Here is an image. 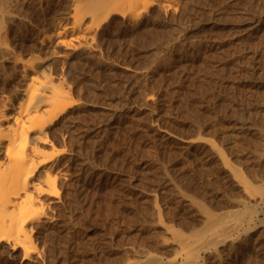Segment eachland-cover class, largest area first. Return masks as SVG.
I'll return each mask as SVG.
<instances>
[{
    "label": "rangeland",
    "instance_id": "374dc122",
    "mask_svg": "<svg viewBox=\"0 0 264 264\" xmlns=\"http://www.w3.org/2000/svg\"><path fill=\"white\" fill-rule=\"evenodd\" d=\"M95 1L0 0V94L24 84L35 46L81 103L58 137L71 143L69 161L35 228L37 254L22 261L0 248V264L181 262L179 238L202 237L209 212L235 217L263 193L264 0H158L70 32L74 11ZM57 32L66 45L56 46ZM256 217L253 232L234 233L201 264H264Z\"/></svg>",
    "mask_w": 264,
    "mask_h": 264
},
{
    "label": "bare ground",
    "instance_id": "6f19581e",
    "mask_svg": "<svg viewBox=\"0 0 264 264\" xmlns=\"http://www.w3.org/2000/svg\"><path fill=\"white\" fill-rule=\"evenodd\" d=\"M157 1L158 0H97L88 5L83 11L82 9L74 11L71 15L73 23L69 26V30L70 32H77L80 28V24L86 17H89L91 23L95 22L101 16L103 21H107L110 16L124 15L127 13L131 14L132 17H135L138 15L139 9L141 10L145 8L146 10L147 7L156 4ZM165 1L169 2L170 0ZM62 35V32H57V34H55L57 38L56 46L66 45V41ZM39 45L43 46L44 40H41ZM40 50L34 46L33 54L30 57V61L27 62L28 64H22L24 65L22 67V73L28 74H24V78H26V80L24 79V84L20 88L15 87V90L13 89L10 92L8 91L9 94H6V90L4 91V89L1 91H4L5 94H0V248H3L4 252H6L4 248H7L12 254L19 252L20 255H18V257L21 256L22 261L30 260L32 255L37 254V248L35 245L36 239H33L35 228L40 226V222L43 218L45 219L47 215V209L52 207V201L57 199L60 195V190L63 186V183H61L62 167L68 158H66V156L69 152L71 143L68 140V142H65L66 139L64 140L63 138H61L60 141V138L58 137L66 135H63L62 133L63 128H66L65 120H68L67 117L72 113L74 108L81 105L79 98L76 99L72 96V90L69 85L70 83H67L65 80L66 78L64 79L63 77L64 75L62 76V74L60 75L59 73V75L53 74L58 71L56 65H50L41 61L44 59V53L43 55L41 54L42 56L40 57ZM16 88L20 90L18 91ZM62 139L64 141H62ZM210 147L212 148V145ZM217 147L218 148H213L215 151L218 149L216 151L218 154L217 156L221 158L220 160H223L222 163L230 166V161L227 158L228 156L225 154L226 152L221 151L222 149L220 150L218 145ZM68 161L69 160L67 159V162ZM232 162L234 163V161ZM92 163H94V161ZM230 167L232 171H234L232 166ZM234 173L235 175L233 174V176H237V179L244 183L246 188L253 183L252 182L250 184L251 181L249 179L250 182L248 184L243 175H237L238 170L234 171ZM256 177H260V175ZM246 178L248 179V177ZM263 185L261 184L262 187H260L264 189ZM260 187H258V189H261ZM263 189L262 191L258 190L261 193L263 192L262 195H260L261 197H258V201H255L252 204L242 202L243 209L242 211L240 209V212L236 210V219H233V221L231 220V216L234 217V214H221L215 209L219 215H212L210 212L206 215L207 218L203 223L204 227L200 230L201 233L203 232L202 237L200 234L201 238L198 237L199 239L195 240L196 237L199 236L197 231V233L195 232L196 237L193 234L189 236V238H195L192 239L194 241H187V236V238H179L178 249L182 253H178L180 255L182 254L183 257L181 262H177L178 260H176L175 257H170L167 262H162L160 261V258L153 257L150 258L152 262L148 260L149 263L201 264V259L203 258L202 255L204 253L208 254L213 249L216 253H218L216 251L217 247L224 246L225 244L227 245V242H229V239L233 237L234 233L244 232L247 234L250 230L253 232L252 229L255 227L252 226V223L255 220L254 215H256V218L260 220L259 214H262L263 218L260 221L264 224ZM248 192L250 193V191ZM247 196H250V194H247ZM239 199L237 198V200ZM228 200H230V198ZM206 205L211 207L208 203H206ZM213 206H215V204ZM219 206L221 207V205ZM202 207L203 206H201V208ZM157 212L159 215L158 218L160 219L161 215L159 210ZM203 214L204 213L202 212V215ZM225 218L227 221L231 220L230 224H227L228 222L225 221ZM170 228H172L171 230H173V234H178L176 229H173V226L169 227V230ZM237 236L239 235L237 234ZM180 237H183V235ZM50 238L51 236L49 239ZM75 250L77 251V249ZM134 252H136V250ZM125 255L129 256L130 254ZM52 257L54 256L52 255ZM132 258H123L124 261L128 259L130 261L131 259L130 263H127L129 261L124 263L139 264L137 261L132 262ZM49 259H47V262L50 261ZM179 260H181V258ZM203 260L204 259H202V261ZM47 262L45 261V263Z\"/></svg>",
    "mask_w": 264,
    "mask_h": 264
}]
</instances>
